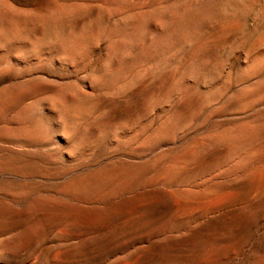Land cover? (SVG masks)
Masks as SVG:
<instances>
[{"label": "bare ground", "instance_id": "6f19581e", "mask_svg": "<svg viewBox=\"0 0 264 264\" xmlns=\"http://www.w3.org/2000/svg\"><path fill=\"white\" fill-rule=\"evenodd\" d=\"M11 11L10 15L0 10L1 42L17 39L24 42L23 35L19 34L24 33V38L25 33L34 35L43 23L40 10H34L33 14L22 13L18 18L13 17L15 11ZM3 26H6L4 30ZM234 26L233 23L232 29ZM235 31H240V27ZM51 32L50 35H54L55 29L53 34ZM87 38L91 39L93 35ZM48 39L49 43L46 42L51 45L53 42ZM42 41H28L27 52L42 49L46 44ZM76 41L71 40L67 45L64 42L65 57L75 54ZM110 50L112 53L113 49ZM18 56L24 58L26 55H20L18 51ZM259 62L254 61L251 66H257ZM7 66L0 67V264H232L239 253L240 246L237 245L243 242L248 229L264 213V164L262 169L249 170L248 166L249 171L243 173L235 172V166L233 172L232 168L228 172L225 168L223 171L227 173L223 175L216 173L217 168L214 170L217 175H214L213 167L222 157L234 154L237 147H247L246 144L239 145L245 143L244 135L248 133L245 123V134L239 129L242 122L237 126L238 131L230 127L223 134L198 136L183 144L185 134L179 131L177 118L183 114L180 113L182 109H190L184 98L175 109L170 108L172 112L165 118L157 119L154 124L147 121L146 127L137 128L129 137L120 136L121 129H126L127 119L139 115L149 117V112L154 110L153 100L159 97L151 100L149 94L152 91L148 86L152 83L150 77H156L162 71L136 72L122 70L123 66L116 67L121 70L101 76L93 74L90 90L83 92L62 80L57 81L59 78L53 79L47 72L35 71L36 68L17 71L9 64ZM154 72L156 75L151 74ZM147 79L150 85L144 86ZM155 79V88L163 86L162 79H159L161 83ZM155 83L158 84L155 86ZM177 83L174 82L175 88ZM154 93H151L152 97ZM166 96V100L171 99L168 98L171 95ZM222 107L225 106L222 104L220 108L218 105L213 110ZM194 108L198 110L199 107ZM170 109L167 108L168 112ZM187 112L186 116H190ZM140 118L139 122L143 119ZM132 121V124L136 123ZM250 126L249 129L257 133L258 125L256 130ZM251 144L253 149L257 145ZM247 151L246 155L250 154ZM260 151L262 153L264 149ZM263 157L257 160L263 161ZM241 165L238 163L239 167ZM210 171L214 173L213 177L197 181Z\"/></svg>", "mask_w": 264, "mask_h": 264}, {"label": "rangeland", "instance_id": "374dc122", "mask_svg": "<svg viewBox=\"0 0 264 264\" xmlns=\"http://www.w3.org/2000/svg\"><path fill=\"white\" fill-rule=\"evenodd\" d=\"M0 6V8L3 9H0L1 11H7L10 13V15L12 14L11 10H14L15 15H13V17L20 16V14L26 12L33 14L36 11H42V27L40 26L39 28H36V31L39 32L41 36L35 31L34 35L32 33L34 39L30 33H25V38H27L26 40L29 38V42L31 38L33 39L32 41L36 39L43 41L45 40L44 42L42 41V43H45L49 38L48 40L53 42H50L51 45H49L47 44V41L46 44H44L45 47L43 46L42 49L36 52L28 53L26 49H29V45L32 41L30 43L26 41L24 38V33L19 34L20 36L23 35L22 39L24 42L17 38H15L17 39L15 40L16 42L19 40L17 43L14 40H12L14 42L8 41V43L7 41L2 40V42L0 41V46H2L0 47V67H4V65L8 67L7 65L9 64V67L14 70L18 69L17 71H24V69L25 71H33L36 68L35 71L42 73L47 72V74H50L53 79L57 80L59 78L57 81L62 80L61 82L69 83L70 85L76 87L79 91L83 92L90 90V86H92L91 77L93 74L101 76L106 72L116 69L121 70V66L124 67L122 70L125 71L129 70L138 72L142 70V72H148L151 69H156L157 72L162 71L161 73L163 75L160 73V76L158 73L157 75L155 72V74L151 73L152 75H156V77H150L152 78L150 81L152 82L150 83L151 85L147 83L149 82V78L144 82V84H146L144 86H148L147 84L150 85L148 87L151 89L152 92L149 90L151 93H154L153 91H155L153 97L151 93L149 94L151 96V100L153 98L156 99L157 97L160 98H157L156 101L153 100L154 105L157 103L159 106H152V109H154L152 111L154 112L152 113V111H150L151 114L149 112V117L147 115H139V117H142L143 119L145 118L144 120L140 118L142 119L141 122H139V117H137L138 120L136 117L127 119V124L124 125V127L126 126V129L124 127L123 128L125 131L121 129L120 136L123 135L129 137L132 135V133L137 131V128L139 129L140 127H146L150 120L154 124L157 122V119L160 120L165 118L166 116L170 115L173 109H175L176 104L185 98L184 101L188 102V107L190 109H182L180 113H183V117L181 114H179V117L177 118L179 120L177 123L180 124L179 131L185 134L184 140L182 141L183 144L196 139L198 136L206 137L212 134H220V132L223 134L228 132L230 127L233 131H238L240 129V132L243 134H245L243 130L246 129V126L248 128V130H246L248 131L246 135L248 134L247 136L249 139L246 135H244L245 143L241 142L239 144L240 146L242 144H246L247 147H242L243 145L241 147H237L233 152L235 155L230 153L229 155L224 156L225 158L227 157V160L222 157L220 160L221 162L218 163L219 165L217 164V166L213 167L214 169L212 168L214 173L217 171V174L220 175L221 173L223 175L225 174L224 172H228L229 168H232V171L234 166L235 172L237 173H243L258 167L259 169H262L264 159L263 161H259L257 158L261 160L264 155H262L264 151L262 153L260 151L264 149V0H0ZM48 15L54 18L48 17L51 20L50 21L47 18ZM61 22H66L67 24L64 23V25ZM233 23L236 25L234 26L236 30H238L240 27V31L237 33L234 28V30L232 29ZM220 25L222 27H220ZM237 25H239L238 28H236ZM223 26L226 31L223 30ZM5 27L6 26H3V30ZM37 29L40 30L38 31ZM44 29H47V32ZM56 29L59 30V32ZM49 32H51V34L54 33V35H50ZM57 32L58 34L56 35ZM42 33L44 35H42ZM88 33L89 35H93L94 39H88ZM51 36H55V38L53 37L54 39L52 38L55 42L51 39ZM46 37L48 38L46 39ZM64 37H69L68 39L70 40H67L66 38L64 39ZM57 39L58 41L56 42ZM71 40H77L75 42V46L77 47L75 49V57H73L74 55L71 57H65L64 53H66V51L64 49V44L66 43L67 45V43H69ZM89 40H91L92 43ZM20 41L25 43L24 46ZM255 41H258L259 43ZM57 43L60 45L59 47ZM60 43H62V45ZM7 44H9V46ZM114 44H116V46ZM119 45H122L121 48ZM4 47H6V49H3ZM19 47L20 49H18ZM249 47L257 54H252L253 52ZM254 47H256L257 50ZM110 48L113 49L112 53ZM117 50H119V53ZM18 51L20 55L26 56L24 58L21 56L17 57ZM24 52L27 53L25 54ZM249 54L251 55L248 58ZM124 59L125 61H123ZM259 60L261 63L259 62V64L254 67L251 66L252 62ZM2 63L4 65H2ZM121 63L123 65H121ZM12 64L13 66H11ZM32 67L34 69H32ZM190 69L192 70V73H188ZM147 76L149 77L150 73ZM181 76L183 77L182 80L184 81L181 80ZM153 78H156L155 82L158 83L161 81L159 79H162V83H160L163 84V86L160 84L161 87H159V85H157L158 83H155V86L157 85L155 88L153 85ZM174 82H178L182 86L180 87L177 83L178 85L176 84L177 86L175 88ZM255 83L257 86H254ZM168 85L170 86L167 87ZM152 86L153 88H151ZM165 86L168 89L165 88ZM178 86L181 88V92L179 91ZM171 87L176 90L169 89ZM159 88L162 90L158 91L160 90ZM173 90L175 93H172ZM177 90L180 92V94H178L179 92ZM251 90H253V92ZM156 91L158 93L160 92L159 96ZM168 91L169 93H166ZM194 93L195 95L193 96ZM166 94L171 95L168 96V98L171 97V99L166 100ZM238 94L239 97H237ZM240 94L242 95L240 96ZM195 96L197 98H194ZM198 97H200V99H198ZM234 97L235 100H232ZM242 98L243 101H241ZM192 99L193 102L196 103V106L193 105L194 103L191 101ZM169 100L173 101L170 102ZM160 102L161 104H158ZM230 102L231 104L229 105ZM165 103H167V106ZM197 104L199 106H197ZM222 104L225 106L222 107V109L225 108L223 109L224 111L222 109L219 110V108L218 111H216V109L215 111L213 110V108L218 107V105L221 108ZM226 106L229 108L227 109ZM171 107L172 110L170 109ZM194 107L199 108L198 110H195ZM167 108L170 109L169 112ZM213 111L215 114L212 113ZM186 112L190 114V116H186ZM161 115L164 116L161 118ZM184 119L186 122H183ZM130 120L131 123L128 124ZM132 120H137L139 123L136 121V123L132 124ZM244 123L246 125L245 129ZM135 124L136 126H134ZM239 124H242L243 126L240 125V128L238 127V129L237 126H239ZM250 124L255 130L259 128L257 129V133L258 135L263 133L261 134L262 136H258L256 131L253 133L251 131L252 128L251 130L249 129ZM128 125L130 126L129 129L132 132L127 129L129 127ZM241 127L243 128L241 129ZM250 132L252 135L254 134L257 139L254 135H250ZM249 141L254 145L257 144V147L254 146L253 149V145ZM56 145H59L58 142ZM258 147L260 149H256ZM256 150H259L261 154L258 155L259 151L256 153ZM242 151H247L248 153L250 152V154L246 155V152L244 153ZM240 152H242V155ZM251 153L253 155H251ZM249 156H252L253 159L251 157L249 158ZM241 157L244 158L241 160ZM245 158H249L248 160L250 162L246 159L249 163H245ZM222 160L223 164H221ZM224 160L226 161L224 162ZM243 160H245V162ZM238 163L239 165H243L239 167ZM248 166H250L249 170H247L249 168ZM215 168H217L216 171H214ZM225 168L226 171H223ZM211 171L210 173H212ZM210 173L207 174L209 176L206 175L207 177L205 176L203 179H197V181H203L205 179H209L210 176L213 177L214 175H217L216 173ZM247 233L244 236L243 242L237 245L240 246L238 247L239 253L235 256L232 264H264L263 212L254 222V224L248 229Z\"/></svg>", "mask_w": 264, "mask_h": 264}]
</instances>
